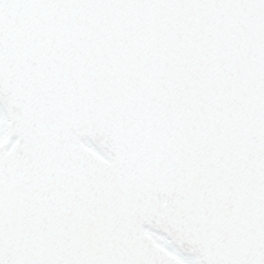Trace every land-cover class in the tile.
Returning <instances> with one entry per match:
<instances>
[{
    "label": "snow or ice",
    "instance_id": "1",
    "mask_svg": "<svg viewBox=\"0 0 264 264\" xmlns=\"http://www.w3.org/2000/svg\"><path fill=\"white\" fill-rule=\"evenodd\" d=\"M0 264H264V0H0Z\"/></svg>",
    "mask_w": 264,
    "mask_h": 264
}]
</instances>
